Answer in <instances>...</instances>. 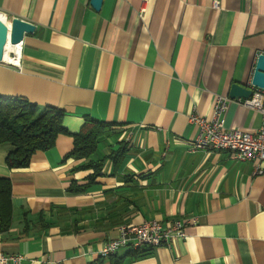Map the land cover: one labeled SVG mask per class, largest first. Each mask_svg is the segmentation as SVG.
Wrapping results in <instances>:
<instances>
[{
    "label": "crops",
    "instance_id": "1",
    "mask_svg": "<svg viewBox=\"0 0 264 264\" xmlns=\"http://www.w3.org/2000/svg\"><path fill=\"white\" fill-rule=\"evenodd\" d=\"M13 17L35 30L19 66L0 62V97L62 109L68 133L24 168H8L13 146L0 144L12 204L0 254L112 264L98 251L119 226L154 219L186 221L185 236L123 264H264V173L227 151L190 150L189 120L208 118L232 83L249 84L264 53V0H103L98 11L90 0H0V19ZM229 99L224 128L257 130L261 114ZM85 118L109 125L89 160L121 145L127 153L116 170L105 160L84 191H68L92 172L73 170L85 159H63Z\"/></svg>",
    "mask_w": 264,
    "mask_h": 264
},
{
    "label": "trees",
    "instance_id": "2",
    "mask_svg": "<svg viewBox=\"0 0 264 264\" xmlns=\"http://www.w3.org/2000/svg\"><path fill=\"white\" fill-rule=\"evenodd\" d=\"M63 115L62 109L56 107L48 106L38 112L35 104L23 98L0 97V144L10 143L13 146V149L5 157L6 166L10 169L27 167L31 155L35 151L51 148L59 134L68 133L62 125ZM108 127L109 125L105 122L85 118L80 131L72 134V149L63 159H85L86 162L73 170L92 169V172L86 177L84 184L77 185L75 182H71L67 188L68 191H84L99 175L105 160H111L113 170H116L121 164L127 153L125 145H121L117 150L100 160H89V157L96 151L104 130ZM11 223V182L8 177L0 176V232L7 231ZM145 248L151 247L127 251L123 257L116 255L109 257L112 264H123L126 257L136 258L144 255Z\"/></svg>",
    "mask_w": 264,
    "mask_h": 264
},
{
    "label": "built area",
    "instance_id": "3",
    "mask_svg": "<svg viewBox=\"0 0 264 264\" xmlns=\"http://www.w3.org/2000/svg\"><path fill=\"white\" fill-rule=\"evenodd\" d=\"M217 7V3H214ZM9 37L7 38V40ZM21 43H17L8 53L9 59H2L9 65L19 66ZM250 97L243 99L242 104L261 114V124L257 130L248 131L240 128L225 129L223 116L230 99L218 95L214 98L211 114L208 118L191 115L189 120L197 127L195 136L190 142V150L198 149L222 150L240 161H255L252 175L264 173V89L250 85ZM186 221H174L163 225L159 220H145L137 225H121L118 236L105 242L98 251L100 257L106 258L117 254L120 250L130 251L144 247L166 246L173 239L185 236ZM0 264H31L25 263L22 255L0 254Z\"/></svg>",
    "mask_w": 264,
    "mask_h": 264
},
{
    "label": "water",
    "instance_id": "4",
    "mask_svg": "<svg viewBox=\"0 0 264 264\" xmlns=\"http://www.w3.org/2000/svg\"><path fill=\"white\" fill-rule=\"evenodd\" d=\"M103 0H90L91 6L98 11ZM35 30V26L18 17L10 19L9 23L0 19V62L4 58V49L7 42L11 45L20 43L24 34H30ZM9 39L7 40V38ZM250 85L264 89V53L256 56L250 82L247 85L232 83L229 87L228 96L231 99L250 97L252 90Z\"/></svg>",
    "mask_w": 264,
    "mask_h": 264
},
{
    "label": "bare ground",
    "instance_id": "5",
    "mask_svg": "<svg viewBox=\"0 0 264 264\" xmlns=\"http://www.w3.org/2000/svg\"><path fill=\"white\" fill-rule=\"evenodd\" d=\"M12 48H14V46L11 45L9 42H7L6 45H5V49H4V58L6 60H8L10 58L9 55H8V53L10 52V50H12Z\"/></svg>",
    "mask_w": 264,
    "mask_h": 264
}]
</instances>
